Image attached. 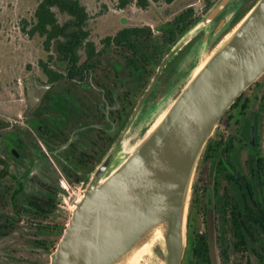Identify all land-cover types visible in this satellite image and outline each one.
Listing matches in <instances>:
<instances>
[{"label": "flooded vegetation", "instance_id": "af4514ba", "mask_svg": "<svg viewBox=\"0 0 264 264\" xmlns=\"http://www.w3.org/2000/svg\"><path fill=\"white\" fill-rule=\"evenodd\" d=\"M228 7L209 28V49L225 33L218 24L231 13ZM126 27L98 43L88 35L92 44L77 45L74 59L54 44L44 47L47 58L12 83L0 113V264L41 253L49 264L90 173L170 48L161 54L150 26L147 45L142 29L129 38ZM203 36L186 43L163 75L166 64L133 124L199 60ZM180 264H264V73L226 110L206 143L191 186Z\"/></svg>", "mask_w": 264, "mask_h": 264}, {"label": "water", "instance_id": "95a60500", "mask_svg": "<svg viewBox=\"0 0 264 264\" xmlns=\"http://www.w3.org/2000/svg\"><path fill=\"white\" fill-rule=\"evenodd\" d=\"M232 1L213 0L162 56L130 120L90 173L49 264L181 263L199 159L222 115L264 73V0L207 46L213 20ZM201 31L199 60L133 124L163 68Z\"/></svg>", "mask_w": 264, "mask_h": 264}, {"label": "rangeland", "instance_id": "374dc122", "mask_svg": "<svg viewBox=\"0 0 264 264\" xmlns=\"http://www.w3.org/2000/svg\"><path fill=\"white\" fill-rule=\"evenodd\" d=\"M39 1L0 0V113H4L8 107L7 99L11 97L13 91L11 85L17 81L16 78H23L29 68L36 67L37 61L47 58L48 51L43 45L44 38L38 34L32 36L28 34ZM79 1L88 13L86 28L89 39L97 43L104 35L114 33L116 29L126 26L149 25L158 35L161 27L180 11L190 6L193 13L201 15L205 5V0H174L170 4L150 2L146 8H141L136 5L135 0L128 1L123 7L119 6V0ZM254 1L233 0L228 5L231 13L226 17L230 23L228 22L229 25L224 30L227 31ZM54 11L60 23L67 18L66 14L60 13L56 8ZM122 18H125V21H122ZM221 37L216 38L214 43ZM186 49L187 47H183L173 56L163 75L174 68ZM163 75L162 78L165 77ZM47 262V254L41 253L33 254L28 261L17 260L16 264H47Z\"/></svg>", "mask_w": 264, "mask_h": 264}, {"label": "trees", "instance_id": "16d2710c", "mask_svg": "<svg viewBox=\"0 0 264 264\" xmlns=\"http://www.w3.org/2000/svg\"><path fill=\"white\" fill-rule=\"evenodd\" d=\"M130 0H119V6L123 7ZM174 0H135L138 7L146 8L150 2L170 4ZM213 0H205V5L202 9L204 12ZM56 8L60 13L66 14L67 18L63 22H59L56 13ZM34 22L28 29L29 35L38 34L42 36L43 45L46 49H49L51 44H54L59 52L65 59H74L76 52V46L81 45L84 42L89 46L91 41L87 40L89 32L86 28V22L88 20V13L83 4L79 0H40L34 12ZM200 14L193 13L192 7L180 11L175 17L166 22L156 37L160 42V52H166V50L174 43L177 37L184 32L190 25H192ZM129 38L137 36L139 26H129L125 28ZM144 34V43H152L148 32L149 26H145L142 29ZM124 32L119 31L116 34V39H121ZM88 50V48H87Z\"/></svg>", "mask_w": 264, "mask_h": 264}]
</instances>
